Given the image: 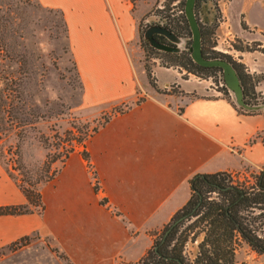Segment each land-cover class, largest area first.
Returning a JSON list of instances; mask_svg holds the SVG:
<instances>
[{
    "label": "rangeland",
    "instance_id": "1",
    "mask_svg": "<svg viewBox=\"0 0 264 264\" xmlns=\"http://www.w3.org/2000/svg\"><path fill=\"white\" fill-rule=\"evenodd\" d=\"M130 1L133 6L128 17L136 23H132L134 38L124 49L141 73L140 80L146 91L138 87L133 99L89 102L83 99V83L71 54L67 24L61 11L46 7L38 0H0V161L18 186L33 184L40 192L43 208H35L33 212L43 214L47 208V215L64 235L63 238L59 233L43 236L35 231L0 248V264H76L68 251L77 236L86 234V218L91 208L87 201L94 199L109 208L107 198L100 193L102 184L97 169L111 191L117 185L116 175H127V167L115 159L124 148V137L113 133L115 125H108L93 140L92 137L105 125V119L117 111L139 105L148 98L144 107H161L149 95L146 81L151 84L146 68L158 89L151 87L158 93L182 92L177 84V80H182L186 81V88L202 90L203 94L190 93L192 96L212 97L217 96L218 91L221 92L218 96H225L220 86L222 72L209 75L189 72L173 64L168 56L150 51L146 45L144 31L147 27L165 24L167 17L178 27L183 25L180 11L184 10L185 0ZM244 1L201 0L195 14L202 26L212 29L210 50L241 63L254 84L250 102L263 103L264 36H258L261 41H247L232 34L236 10ZM246 2H251L247 7L250 18H260L256 7L259 4L263 7L264 0ZM239 22L243 28V16ZM180 32L177 35L184 38L182 51H185L190 36L183 28ZM53 158L56 160L50 163L48 170L43 163ZM52 171V179L45 180ZM231 176L234 183L245 189L254 181V172L250 170ZM206 196L219 197L215 192ZM112 213L118 212L113 209ZM258 213L257 208L247 212L250 216ZM192 221L194 218L182 223L176 234V237L187 236L182 246L187 263L194 261L206 230L205 223L191 227ZM161 231L153 233L156 239L160 238ZM257 231L264 236V221ZM86 240L83 248H97L102 250V255L108 248L106 241ZM234 243V264H264V256L252 250L239 235ZM145 254L118 255L116 264H141Z\"/></svg>",
    "mask_w": 264,
    "mask_h": 264
},
{
    "label": "crops",
    "instance_id": "2",
    "mask_svg": "<svg viewBox=\"0 0 264 264\" xmlns=\"http://www.w3.org/2000/svg\"><path fill=\"white\" fill-rule=\"evenodd\" d=\"M38 1L60 10L66 20L84 101L133 99L138 87L146 91L141 73L124 49L134 38L132 23H136L128 17L133 6L130 0ZM246 1L236 10L232 34L261 41L258 36H264V5L256 7L263 19L250 18L247 7L251 2ZM241 16L247 29L240 26ZM146 84L149 95L161 107H144L149 98L127 107L92 137L115 125L114 135L124 137L123 151L115 159L127 167V175H116L117 185L111 191L97 169L100 193L107 198L109 208L94 199L87 201L91 208L86 234L77 236L68 251L76 264H116L118 255L147 252L156 237L153 233L188 201V181L194 174L241 175L257 171L264 164V111L240 112L225 96H192L190 93L203 94L202 90L186 88L182 80H177L180 93L161 94ZM25 203L27 199L0 161V206ZM113 209L118 213H112ZM46 210L43 214L0 215V248L35 231L43 236L59 233L63 238ZM86 239L106 241L108 248L103 255L97 248H83Z\"/></svg>",
    "mask_w": 264,
    "mask_h": 264
},
{
    "label": "trees",
    "instance_id": "3",
    "mask_svg": "<svg viewBox=\"0 0 264 264\" xmlns=\"http://www.w3.org/2000/svg\"><path fill=\"white\" fill-rule=\"evenodd\" d=\"M200 1L196 0L195 12ZM198 23L201 32L203 56L207 59H225L231 62L239 76L244 100L251 103L249 95L254 86L251 76L244 71L241 63L233 60L230 56L210 50L212 45H209V38L212 29L208 30V27L202 26L199 21ZM182 24L181 27H178L175 21L167 17L166 23L162 26L179 35L181 34L180 29L183 28L190 36V45L191 32L184 13ZM241 25L243 28L246 27L244 23H241ZM146 45L150 51L168 56L173 64L185 67L189 72L205 75L215 71L221 72L219 67H204L195 63L190 56L189 49L175 53L159 51L148 42ZM146 74L151 86L158 89L156 81L152 79L148 68H146ZM222 90L225 97L231 100L228 90L225 87ZM231 102L233 103L232 100ZM237 110L247 114L256 113L254 111H244L238 107ZM118 112H122V110L115 113ZM109 119V117L105 119L104 123ZM93 131L96 130L93 129ZM83 154H85L84 151ZM55 160L56 158L45 161L43 165L49 170L50 163ZM252 172H254V181L248 189L234 183L231 173L228 172L194 174L188 181L190 187L188 201L161 228L160 238H154L152 247L146 252L145 259L141 264H234L236 235H239L252 250L264 255V236L257 231L258 226L262 225L264 221L262 220L264 218V164L260 169ZM52 176L53 171L45 180L52 179ZM19 188L27 199V203L15 206H0V215L30 213L35 208L42 210L41 194L34 189L33 184L27 187L19 184ZM210 192L219 195L218 199L207 197L206 195ZM253 208H257L259 213L250 216L247 214L248 209ZM192 218H194V221L190 224L191 227L205 223L206 230L203 239L198 244L199 250L194 261L187 263L182 255V246L187 241V236L179 235L176 237V234L179 226ZM167 230L169 231L164 236Z\"/></svg>",
    "mask_w": 264,
    "mask_h": 264
},
{
    "label": "water",
    "instance_id": "4",
    "mask_svg": "<svg viewBox=\"0 0 264 264\" xmlns=\"http://www.w3.org/2000/svg\"><path fill=\"white\" fill-rule=\"evenodd\" d=\"M196 0H185L184 15L189 25L191 32V43L188 47L192 60L198 65L204 67H219L222 72L225 88L228 90L236 107L244 111L260 112L264 111L263 103H248L244 100L243 89L240 84V79L233 64L225 59H207L201 51V32L199 23L195 14ZM158 34L166 38L169 42H159L153 35ZM144 37L149 43L159 51L165 52H181L185 48V40L176 33L170 31L162 25L149 26L144 31ZM167 230L164 236L168 233Z\"/></svg>",
    "mask_w": 264,
    "mask_h": 264
},
{
    "label": "flooded vegetation",
    "instance_id": "5",
    "mask_svg": "<svg viewBox=\"0 0 264 264\" xmlns=\"http://www.w3.org/2000/svg\"><path fill=\"white\" fill-rule=\"evenodd\" d=\"M151 26H157V25H151ZM153 37H154L157 41H159V42H168V41L166 40V38H164V37L161 36V35L154 34ZM146 41L149 43V41H148L147 38H146Z\"/></svg>",
    "mask_w": 264,
    "mask_h": 264
},
{
    "label": "built area",
    "instance_id": "6",
    "mask_svg": "<svg viewBox=\"0 0 264 264\" xmlns=\"http://www.w3.org/2000/svg\"><path fill=\"white\" fill-rule=\"evenodd\" d=\"M180 13L183 14V13H184V10H181ZM220 86H221L222 88L225 87V85H224V81H223V80H222V82L220 83ZM217 95H221V92L218 91V92H217Z\"/></svg>",
    "mask_w": 264,
    "mask_h": 264
}]
</instances>
